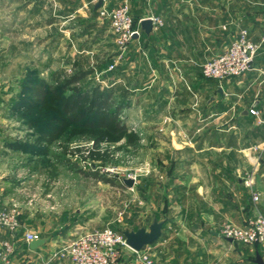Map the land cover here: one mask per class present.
<instances>
[{
	"label": "rangeland",
	"instance_id": "obj_1",
	"mask_svg": "<svg viewBox=\"0 0 264 264\" xmlns=\"http://www.w3.org/2000/svg\"><path fill=\"white\" fill-rule=\"evenodd\" d=\"M95 2L0 0V175L6 178L9 172L10 185L15 177L23 181L20 190L13 195L11 188L9 196L2 191L0 210L6 211L16 203L19 220L24 226L22 215L28 205L35 212L30 220L41 225L46 215L53 216L51 212L44 213L43 208L51 210L49 207L53 206L55 215L63 218L58 232L69 224L78 225L70 236L73 239L81 233L103 228L115 232L136 230L141 226L148 228L152 217H165L173 201L169 197L173 194L169 178L174 164L169 154L162 152L163 156H157L155 149L167 147L166 134L182 130L180 125L167 123V118L154 119L148 101L139 109L130 104L121 105L117 118L129 128L127 132L116 133L114 121L108 130L67 123L53 133L48 127L54 123L53 118L60 115L63 106L75 103L70 97L79 94V90L84 93L78 109L92 103L93 88L98 94L105 88L111 89L115 103L120 100L127 103L131 96H128L129 85L113 82L118 69L124 65L120 55L125 49L118 46L105 20L99 22L100 26H94ZM205 61L190 64L189 69H195L200 79L213 83L214 79L202 74ZM110 64L114 65L112 69H109ZM82 73V78L64 86L70 77ZM42 79L54 81L56 93L47 96L40 109H28L21 102L22 96L30 95L25 85ZM205 100H208V93ZM108 103L112 102L107 101L106 105ZM203 114L204 111L191 120L188 126L191 136L205 132L206 123L198 120ZM229 117L226 115L221 122H227ZM212 124L206 125L211 131L217 132L224 127ZM263 143L254 148H264ZM43 150L48 154H41ZM250 174L251 171L243 174V184ZM129 177L135 179L132 187L123 183V179ZM5 232L9 234L7 228L0 225V235ZM21 232L10 236L21 242L24 239ZM3 240L6 239L0 236V245ZM70 241L60 244L66 246ZM235 242L239 247L248 245ZM9 243L13 248L16 246L14 241ZM150 247L151 244L146 245L143 250L155 261ZM124 251L121 259L133 264L134 253L128 249Z\"/></svg>",
	"mask_w": 264,
	"mask_h": 264
},
{
	"label": "crops",
	"instance_id": "obj_2",
	"mask_svg": "<svg viewBox=\"0 0 264 264\" xmlns=\"http://www.w3.org/2000/svg\"><path fill=\"white\" fill-rule=\"evenodd\" d=\"M126 1L135 18L158 16L163 23L153 26L150 35L137 23L140 34L120 55L124 65L113 82L129 85L131 96L126 102L130 107L139 109L148 101L154 119L167 118V123L182 126L181 131L166 134L165 149H155L157 156L169 154L174 166L169 178L171 211L163 218L155 216L164 224L162 236L150 247L154 262L255 264L253 259L257 252L261 255L260 247H239L235 240L222 237L220 228L243 225L256 210L264 214V148H254L264 142V124L257 123L256 116L249 113V108H256L264 121V0ZM92 19L94 26L102 21L97 13ZM105 23L109 25L107 20ZM242 28L260 45L250 71L212 83L189 69L190 64L220 53ZM145 43L146 47L141 46ZM203 111L205 115L198 120L206 123L205 132L191 136L188 126ZM226 115L230 117L222 123ZM210 122L224 127L211 131L206 126ZM256 158L253 177L260 198L254 205L242 176L252 172ZM12 181L10 185L9 172L6 178L0 175V204L2 191L9 196V188L12 195L20 190L23 181L16 177ZM49 208L44 207V213L53 216L46 215L41 225L30 220L35 212L28 205L22 215L25 228L47 241L32 249L23 238L19 242L1 233V238L16 242V246L13 255L4 257L0 245V264H74L60 242L72 240L70 236L78 225L69 224L58 232L63 218L55 215V207Z\"/></svg>",
	"mask_w": 264,
	"mask_h": 264
},
{
	"label": "built area",
	"instance_id": "obj_3",
	"mask_svg": "<svg viewBox=\"0 0 264 264\" xmlns=\"http://www.w3.org/2000/svg\"><path fill=\"white\" fill-rule=\"evenodd\" d=\"M97 14L99 18L108 21L121 49H125L135 34L138 36L140 34L137 23L139 24L142 19H138L135 24L133 14L126 0L122 2L102 0L100 7L97 9ZM149 18H151L154 28L163 23L158 16H150ZM258 50L259 44L251 39L247 29L242 28L220 53L208 58L202 64V74L205 78L218 81L230 77H241L252 69ZM113 67L114 65L110 64L109 69ZM249 113L256 116L257 123L264 124L256 108H249ZM254 166L251 174L244 180V185L250 190L255 205L259 199V192L254 186L253 177L257 162ZM19 213L16 203H12V206L6 211L0 210V225L5 226L10 235L22 231L27 243L39 238L37 233L21 225L18 217ZM220 234L224 238L236 240L243 244L258 245L264 261V214L260 211L256 210L253 216L243 225L226 224L222 226ZM2 243L5 256L11 254L13 252L12 245L7 240H3ZM66 249L74 264H130L131 262L125 263L121 259L124 256L125 249L134 253V263L154 264V260L147 252L132 250L125 244L122 233L115 232L110 228L81 233L66 245Z\"/></svg>",
	"mask_w": 264,
	"mask_h": 264
},
{
	"label": "trees",
	"instance_id": "obj_4",
	"mask_svg": "<svg viewBox=\"0 0 264 264\" xmlns=\"http://www.w3.org/2000/svg\"><path fill=\"white\" fill-rule=\"evenodd\" d=\"M94 13H97V9L93 10ZM134 17L135 24L137 23L138 19ZM84 73L76 76L70 77V80L64 85L66 86L68 83H74L78 79L82 78ZM54 82V81H53ZM53 82H47L46 80H36L33 82H28L25 86L27 92L30 94L22 96V105L27 107L28 109L36 108L37 110L43 105L44 101L46 100L47 96L50 94L56 93V86ZM90 92V90H86L85 92ZM82 90H79V94H76L73 98L75 103L72 105L68 104L62 107V112L60 115H56L53 118V124H49L48 127L51 128L53 133H57L59 129H61L65 124L76 125L79 127L89 128V129H105L108 130L112 124L114 123L115 131L118 132H127L129 128L121 122L118 116V112L123 105H127L129 103L122 102V100L117 101L115 103L114 99H112V90L109 88H105L97 93L95 88L91 91V99L92 103L84 108L78 109V104L81 102V98L83 96ZM107 101H111L112 103H108ZM98 103V104H97ZM122 105V106H121ZM90 113V116L88 113ZM61 114L63 117H61ZM92 114V115H91ZM102 116V117H101ZM130 137V136H129ZM99 139V138H97ZM20 146L19 144H16ZM41 154H48L47 150L40 151ZM95 178L99 180H103L108 182L102 176L98 174H92Z\"/></svg>",
	"mask_w": 264,
	"mask_h": 264
},
{
	"label": "water",
	"instance_id": "obj_5",
	"mask_svg": "<svg viewBox=\"0 0 264 264\" xmlns=\"http://www.w3.org/2000/svg\"><path fill=\"white\" fill-rule=\"evenodd\" d=\"M102 3V0H97L94 4V10L98 9ZM141 30L146 34L150 35L153 30V22L151 18H144L140 21ZM138 37L137 34L133 38ZM123 183L127 187H132L135 183L133 177L124 178ZM164 220H159L157 217H153L149 223L148 228L141 226L136 230L125 229L121 233L124 236L125 244L134 251H141L146 245L153 244L162 236V226ZM47 241L45 237H39L29 241V246L32 249L37 248L38 246L43 245ZM255 264H264L262 256L259 252L255 254L253 259Z\"/></svg>",
	"mask_w": 264,
	"mask_h": 264
}]
</instances>
